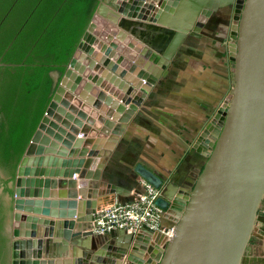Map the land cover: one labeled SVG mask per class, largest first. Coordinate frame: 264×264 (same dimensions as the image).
<instances>
[{"label": "water", "instance_id": "1", "mask_svg": "<svg viewBox=\"0 0 264 264\" xmlns=\"http://www.w3.org/2000/svg\"><path fill=\"white\" fill-rule=\"evenodd\" d=\"M100 1L63 75L50 74L51 102L14 176L10 264H113L110 260L119 257L124 260L118 264H147L124 246L92 256L103 242L93 234L99 189L80 193L72 179L88 164L94 171V160L113 151L186 37L228 8L234 12L232 89L193 147L206 158L193 187L176 195L177 187L143 164L134 168V174L161 190L157 205L175 212L174 235L168 238V229L117 234L124 244L143 233L162 239L152 264H243L264 202V0ZM80 119L103 125L97 133ZM80 127L84 139L67 133L79 136ZM51 136L64 148H49ZM46 164L57 169L40 168ZM57 186L69 190H49ZM29 212L51 220L33 219ZM70 246L75 259L62 260Z\"/></svg>", "mask_w": 264, "mask_h": 264}, {"label": "crops", "instance_id": "2", "mask_svg": "<svg viewBox=\"0 0 264 264\" xmlns=\"http://www.w3.org/2000/svg\"><path fill=\"white\" fill-rule=\"evenodd\" d=\"M233 21V10L231 8L221 9L192 31L174 55L166 76L153 87L146 101L138 108L113 151L94 160L98 161L94 171L92 170L93 164H88V170L75 174L76 178L73 176L72 180L79 183L77 190L80 193L93 188L99 189L97 213L112 207L118 201L126 202L135 197L141 189L142 179L134 174V168L139 163L159 175L166 184L177 187L179 191L175 192L176 195L181 191L183 195L193 187L206 161L203 154L194 151L193 147L215 116L222 101L226 99L232 84L229 74L232 67L230 44L233 41L230 33ZM80 120L83 122L82 125H89L97 133L100 131L99 127L103 125H100L97 119ZM59 125L63 127L61 123ZM78 129L79 136L71 130L66 131L73 135L75 140L84 139L82 127ZM50 139L52 142L49 148L56 151L60 147L64 148L65 145L58 143L55 136H51ZM73 144L74 141H71V147ZM65 150L68 153L72 151V148ZM40 168L46 171L57 169L53 164H46ZM85 179L87 184L81 185ZM42 187L41 189L39 187V191L45 190V186ZM112 187H115V192H112ZM118 189L121 193H117ZM49 190L56 194H66L69 189L57 186L50 187ZM39 199L43 200V197H32L30 200ZM26 215L33 219L51 220L49 216L45 217L31 212ZM175 219L174 211L163 212L162 230L173 227ZM263 230L261 226L258 227L257 237H255L262 243H264ZM117 232L102 236L101 249L100 247L92 248L95 253L92 256L98 254L99 251L112 252L108 248L117 247L119 249L124 246L129 247L130 252L136 253V256L142 258L147 264L156 263L157 252L162 251V245H159L158 241L161 242L162 239L158 240L152 235L143 233L138 239L133 240L134 242L124 244L122 242L124 238ZM42 239L46 240L44 235ZM80 252L84 256L85 251L80 249ZM74 256V248L70 246L64 252L62 260L73 261ZM122 259L124 260L119 257L117 262L110 261L118 264ZM106 260L107 256L102 263ZM243 264H264V245L255 246L252 241L246 250Z\"/></svg>", "mask_w": 264, "mask_h": 264}, {"label": "trees", "instance_id": "3", "mask_svg": "<svg viewBox=\"0 0 264 264\" xmlns=\"http://www.w3.org/2000/svg\"><path fill=\"white\" fill-rule=\"evenodd\" d=\"M100 3L0 0V167L12 178L51 102V72L63 75ZM7 211L0 207V264L10 255Z\"/></svg>", "mask_w": 264, "mask_h": 264}, {"label": "built area", "instance_id": "4", "mask_svg": "<svg viewBox=\"0 0 264 264\" xmlns=\"http://www.w3.org/2000/svg\"><path fill=\"white\" fill-rule=\"evenodd\" d=\"M140 186L141 189L132 200L118 201L112 207L96 214L94 235L105 236L120 230L131 235H136L141 230L164 231L162 230L164 211L157 205L161 190L144 180H141ZM174 229L175 226L166 231L168 238L174 235Z\"/></svg>", "mask_w": 264, "mask_h": 264}, {"label": "flooded vegetation", "instance_id": "5", "mask_svg": "<svg viewBox=\"0 0 264 264\" xmlns=\"http://www.w3.org/2000/svg\"><path fill=\"white\" fill-rule=\"evenodd\" d=\"M205 158V157H204ZM206 159V158H205ZM13 179L9 173L8 170H4L3 168L0 167V207L2 205H4V208L7 209L9 211L10 208H12V196L10 195V193H8V191H6V189L11 190L12 188V184H13ZM190 191V190H189ZM188 192V191H186ZM7 211V220H6V233L9 236V228L11 225V220H12V211L8 214ZM9 248H10V238H9ZM11 259V249H10V255L8 258V264H10V260Z\"/></svg>", "mask_w": 264, "mask_h": 264}, {"label": "rangeland", "instance_id": "6", "mask_svg": "<svg viewBox=\"0 0 264 264\" xmlns=\"http://www.w3.org/2000/svg\"><path fill=\"white\" fill-rule=\"evenodd\" d=\"M229 79L231 80L230 81V83H232V74L230 73L229 74ZM232 89V84L230 85V89L229 90H231ZM229 93H230V91H229ZM224 101H222V103H223ZM222 103H221V105H222ZM206 160V159H205ZM260 221V222H259ZM258 224H257V228H256V231H255V233H254V240H253V238L251 239V242H250V244L252 243V241H254V245L256 246V245H259V246H261V245H264V243H262V242H260V241H258V239L257 238H255V237H257V231H258V227H262L263 229H264V202H263V204L261 205V208H260V212H259V216H258V222H257ZM263 232H264V230H263ZM259 236V235H258ZM259 240H261V239H259ZM253 245V244H252ZM245 259H248V258H245Z\"/></svg>", "mask_w": 264, "mask_h": 264}]
</instances>
